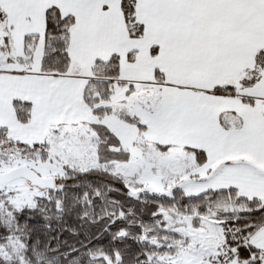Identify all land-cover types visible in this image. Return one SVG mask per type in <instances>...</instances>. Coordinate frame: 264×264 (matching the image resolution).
I'll use <instances>...</instances> for the list:
<instances>
[{
    "label": "snow or ice",
    "instance_id": "obj_1",
    "mask_svg": "<svg viewBox=\"0 0 264 264\" xmlns=\"http://www.w3.org/2000/svg\"><path fill=\"white\" fill-rule=\"evenodd\" d=\"M0 264H264V0H0Z\"/></svg>",
    "mask_w": 264,
    "mask_h": 264
}]
</instances>
